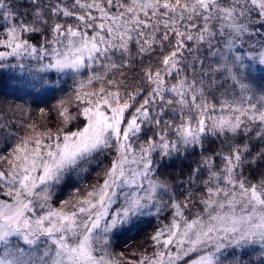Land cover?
<instances>
[{
  "label": "snow or ice",
  "instance_id": "obj_1",
  "mask_svg": "<svg viewBox=\"0 0 264 264\" xmlns=\"http://www.w3.org/2000/svg\"><path fill=\"white\" fill-rule=\"evenodd\" d=\"M32 3L31 19L16 22L19 14L0 0L9 25L0 61L14 57L21 68L24 60L38 61V72L71 75L77 88L75 104L60 105L55 133L26 136L0 157L7 164L0 168V264H224L227 250H264V180L243 176L248 145L232 143L253 129L264 140V89L249 80L264 66V0ZM46 28L51 38L40 47L24 38ZM157 51L159 63L142 69L143 86L122 93L125 81L116 75ZM225 81L230 90L210 98L206 82L210 89ZM209 137H224L230 147L202 153L192 169L187 183L203 185L202 210L189 215L192 188L177 200L156 178L154 155L203 150ZM101 157L108 162L95 182L53 207V187ZM166 207L171 218L152 235L150 254L126 260L109 250L114 230L141 216L159 217Z\"/></svg>",
  "mask_w": 264,
  "mask_h": 264
},
{
  "label": "trees",
  "instance_id": "obj_2",
  "mask_svg": "<svg viewBox=\"0 0 264 264\" xmlns=\"http://www.w3.org/2000/svg\"><path fill=\"white\" fill-rule=\"evenodd\" d=\"M10 7H12L19 15V19L30 20L31 14L34 11L32 0H8ZM55 0H40L41 5H47ZM66 4H71L72 0H63ZM52 20L57 22L73 23L72 20L63 17H53ZM52 20L49 22L51 23ZM2 16H0V38L8 27ZM254 27H259L258 25ZM259 31L264 32V28ZM51 38L49 29H45L43 33L27 34L24 38L29 39L33 45L40 47L44 38ZM254 40L261 37H252ZM246 39V38H245ZM247 40V39H246ZM8 49L0 46V51H7ZM135 52V46H133ZM206 52L200 53L204 56ZM159 51L156 53L146 54L143 58H137L136 61L128 68L123 69L124 77L116 75L117 79H124L125 85L121 89L122 93L126 91H135L143 86L142 76L143 67L151 63L153 66L159 63ZM188 60L192 57L185 53ZM47 62V60L43 61ZM0 63L6 65L0 67V157H7L11 152L14 144L25 136L39 135L43 132L47 135V131L51 130L55 133L60 124V105L63 102L65 106L72 107L75 104L74 92L77 88L71 75L58 74L52 72H38V61L27 59L24 60V68H21L14 57H9ZM207 63V62H206ZM16 65V67H12ZM49 74V75H48ZM88 75L85 70L81 75V79ZM112 74H110L111 76ZM217 81L222 77L217 75ZM257 90L264 89V74L260 69L256 70L249 77ZM46 81V82H45ZM230 81L224 82L222 88L217 83L212 88H208L207 82L205 90L210 93V98L215 96L220 97L221 92L229 91ZM98 87L99 84L94 85ZM16 107H18L16 109ZM15 109L18 111L15 113ZM74 111V107L72 108ZM14 111V112H13ZM74 129V125H71ZM231 139V137H230ZM232 143L243 145L247 143L248 150L244 153L242 168L243 176L251 183H259L264 180V140L256 137V130L244 135L242 132L238 134ZM230 143L225 141L224 137H209L205 142L203 150L199 147L195 149H188L183 153L174 154L171 157L161 159L158 155H154L155 175L162 181H166L170 188L175 192L176 199L183 201L187 194V189L192 188L193 206H190V213H195L202 210V206L198 203V195L202 184L187 183L188 177L192 169L196 168L200 161L201 155H211L215 151H228ZM216 163L220 164V157H216ZM102 163L93 161L90 164H85L87 171L73 172L65 178L59 185H55L52 189V199L54 205L58 206L68 194L80 186H90L97 179V172L101 171L107 160L100 158ZM6 161L0 159V167ZM206 178V177H204ZM167 200L168 196L165 195ZM171 208H165L163 212L157 217L156 215H146L135 219L131 224L125 225L120 229L115 230L110 237L109 250L117 256L123 254L126 260L138 259L141 254H150L154 250L152 235L157 228L167 224L171 218ZM235 252V255L233 254ZM264 250L259 245H252L245 249L227 250L224 257H222L224 264H264Z\"/></svg>",
  "mask_w": 264,
  "mask_h": 264
},
{
  "label": "rangeland",
  "instance_id": "obj_3",
  "mask_svg": "<svg viewBox=\"0 0 264 264\" xmlns=\"http://www.w3.org/2000/svg\"><path fill=\"white\" fill-rule=\"evenodd\" d=\"M246 39H248L247 37H245ZM252 40H254L253 38H251ZM260 69V71L264 74V66H258L257 67V69ZM50 72H52V71H50ZM49 75V74H48ZM256 89H258V88H256ZM18 107H16V109H17ZM15 109V113H13L14 115L15 114H17L18 113V111ZM14 112V111H13ZM26 137V136H25ZM24 138V137H23ZM7 167V164H6V162L0 167V168H6ZM95 182V181H94ZM93 182V183H94ZM88 186H86V185H84V186H80V187H78V188H76L75 190H73L70 194H68L63 200H67V199H69L75 192H76V190L77 189H80L81 190V192H83L86 188H87ZM4 197H2V196H0V199H3ZM63 200H61V201H63ZM60 201V202H61ZM50 203L53 205V207H59L60 206V203H59V205L58 206H56V205H54L53 204V202L52 201H50ZM114 232H115V230H114Z\"/></svg>",
  "mask_w": 264,
  "mask_h": 264
}]
</instances>
